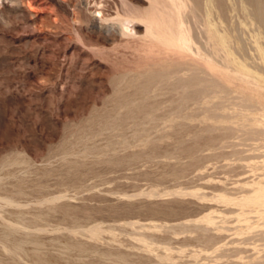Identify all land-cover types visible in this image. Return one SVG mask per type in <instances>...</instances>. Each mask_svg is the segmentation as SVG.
I'll use <instances>...</instances> for the list:
<instances>
[{
  "label": "rangeland",
  "instance_id": "rangeland-1",
  "mask_svg": "<svg viewBox=\"0 0 264 264\" xmlns=\"http://www.w3.org/2000/svg\"><path fill=\"white\" fill-rule=\"evenodd\" d=\"M176 1L0 0V264H264V0Z\"/></svg>",
  "mask_w": 264,
  "mask_h": 264
},
{
  "label": "bare ground",
  "instance_id": "bare-ground-1",
  "mask_svg": "<svg viewBox=\"0 0 264 264\" xmlns=\"http://www.w3.org/2000/svg\"><path fill=\"white\" fill-rule=\"evenodd\" d=\"M89 1H90V3L95 4L96 6H98V4L107 3V0H89ZM125 2L121 1L120 4H125ZM146 2L148 4H178L176 0H146ZM95 12H97L99 14L101 13L99 8H96ZM155 14L157 16H159L160 18H163V19L168 17V13L162 7H159L158 5L155 6ZM117 22L119 24L120 29L121 30H126V32H127V30H129V28H130L129 26H133V25H130L133 22V19H130V17L125 16V15L120 17V18H118ZM132 30H134V29H132Z\"/></svg>",
  "mask_w": 264,
  "mask_h": 264
}]
</instances>
